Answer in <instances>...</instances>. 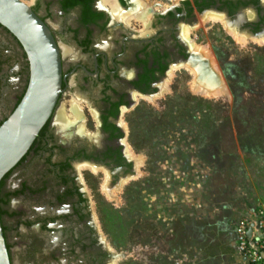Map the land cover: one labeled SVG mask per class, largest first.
Listing matches in <instances>:
<instances>
[{
    "label": "flooded vegetation",
    "instance_id": "af4514ba",
    "mask_svg": "<svg viewBox=\"0 0 264 264\" xmlns=\"http://www.w3.org/2000/svg\"><path fill=\"white\" fill-rule=\"evenodd\" d=\"M111 1L25 2L54 38L61 91L26 153L0 180V223L10 264L26 254L28 264H111L117 252L98 232L81 174L101 180L98 185L110 196L137 177L138 158L121 117L137 99L162 93L172 70L188 74L190 50L197 60L198 52L183 29L197 17L217 14L223 21L216 23L252 43L264 36V0H166L161 7ZM29 75L23 46L0 23V125L20 102ZM19 239L23 244L17 247Z\"/></svg>",
    "mask_w": 264,
    "mask_h": 264
},
{
    "label": "rangeland",
    "instance_id": "374dc122",
    "mask_svg": "<svg viewBox=\"0 0 264 264\" xmlns=\"http://www.w3.org/2000/svg\"><path fill=\"white\" fill-rule=\"evenodd\" d=\"M210 15L197 17L188 38L208 53L220 86L205 92L188 65V74L172 70L162 93L121 117L137 177L110 196L81 174L105 245L126 253L114 264H251L236 227L264 212V41L235 42Z\"/></svg>",
    "mask_w": 264,
    "mask_h": 264
},
{
    "label": "water",
    "instance_id": "95a60500",
    "mask_svg": "<svg viewBox=\"0 0 264 264\" xmlns=\"http://www.w3.org/2000/svg\"><path fill=\"white\" fill-rule=\"evenodd\" d=\"M0 23L8 28L23 46L29 61V81L13 112L0 125V180L26 153L50 116L61 91L60 55L45 23L22 0H0ZM197 54V53H196ZM190 50L188 65L196 70L197 80L209 82L206 73L215 74L207 59H195ZM212 86V85H210ZM152 99L153 95H149ZM112 263L126 256L113 253ZM0 264H10L0 223Z\"/></svg>",
    "mask_w": 264,
    "mask_h": 264
},
{
    "label": "built area",
    "instance_id": "2783aa9c",
    "mask_svg": "<svg viewBox=\"0 0 264 264\" xmlns=\"http://www.w3.org/2000/svg\"><path fill=\"white\" fill-rule=\"evenodd\" d=\"M176 1V0H169ZM237 246L251 264H264V212L244 217L236 227Z\"/></svg>",
    "mask_w": 264,
    "mask_h": 264
},
{
    "label": "bare ground",
    "instance_id": "6f19581e",
    "mask_svg": "<svg viewBox=\"0 0 264 264\" xmlns=\"http://www.w3.org/2000/svg\"><path fill=\"white\" fill-rule=\"evenodd\" d=\"M106 1H109L110 2V4H112L113 2L111 1V0H106ZM109 4V5H110ZM141 15H143V14H141ZM210 17L213 19V20H216V21H218V19L220 20V18H219V16L218 15H215V14H213V15H210ZM138 19H139V17H138ZM143 19V18H142ZM142 21V20H141ZM223 21V20H222ZM145 22V21H144ZM189 31H190V29L189 28H187V27H185V34L187 35V34H189ZM228 32H229V34L232 36V38L234 39V41L235 42H239V43H242V44H245L246 42H247V38L245 37V36H241V35H238V34H236L235 33V31L232 29V28H228ZM253 41H255V42H258V43H261V42H263L264 41V36L263 37H258V38H253L252 39ZM195 51V50H194ZM196 52H198V54L199 55H201V56H203V57H206V58H208L207 56H205L204 55V51L203 50H201V49H198V51H196ZM207 53V52H206ZM208 54V53H207ZM209 59V58H208ZM211 61V60H210ZM209 61V62H210ZM210 64H211V62H210ZM212 65V64H211ZM211 68H212V66H211ZM188 69L189 70H191L193 73L192 74H194V82H195V87H200L202 90H204L205 92H211L214 88H216L217 86H220V83H221V78L219 77V74H218V72L216 71V69L215 70H213L214 71V73L215 74H211V75H209L208 73H206V77H207V80L209 81V82H214V84H212V83H206V82H199L198 80H197V74H196V70L193 68V67H191V66H189L188 65ZM210 85H212V86H210ZM197 90V89H196ZM219 91V90H218ZM217 92V91H216ZM74 115H77V111L75 110L74 112ZM64 115H63V113L61 112V113H59V115H58V122H59V124H60V122H63V120H64V117H63ZM61 125V124H60Z\"/></svg>",
    "mask_w": 264,
    "mask_h": 264
}]
</instances>
